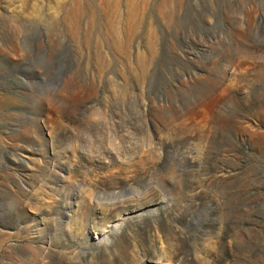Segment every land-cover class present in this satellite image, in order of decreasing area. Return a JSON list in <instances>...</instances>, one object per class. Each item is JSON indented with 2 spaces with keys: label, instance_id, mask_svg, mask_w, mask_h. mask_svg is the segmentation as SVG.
Segmentation results:
<instances>
[{
  "label": "rangeland",
  "instance_id": "1",
  "mask_svg": "<svg viewBox=\"0 0 264 264\" xmlns=\"http://www.w3.org/2000/svg\"><path fill=\"white\" fill-rule=\"evenodd\" d=\"M107 1L0 0V264H264V0Z\"/></svg>",
  "mask_w": 264,
  "mask_h": 264
},
{
  "label": "bare ground",
  "instance_id": "2",
  "mask_svg": "<svg viewBox=\"0 0 264 264\" xmlns=\"http://www.w3.org/2000/svg\"><path fill=\"white\" fill-rule=\"evenodd\" d=\"M102 1V0H101ZM105 2L107 1V0H104ZM114 1L115 2H117L118 0H113V2L112 3H114ZM140 1V0H139ZM138 1V2H139ZM108 2V1H107ZM133 2V1H132ZM144 2V1H143ZM166 2V1H165ZM134 3V2H133ZM118 4V3H117ZM135 4V3H134ZM163 4V3H162ZM136 5V4H135ZM134 5V7H136ZM138 5H139V3H138ZM147 5V4H146ZM161 5V4H160ZM117 6V5H116ZM141 6H142V4H141ZM171 6V5H170ZM129 7V6H128ZM164 7V6H163ZM118 8V7H117ZM116 8V9H117ZM139 8V7H138ZM166 8V7H165ZM174 8V7H173ZM109 9V8H108ZM111 9H114V8H111ZM130 9V8H129ZM146 9V8H145ZM167 9V8H166ZM165 9V10H166ZM105 10V9H104ZM107 10V9H106ZM139 10H140V8H139ZM172 10V9H171ZM119 11V10H118ZM138 11V10H137ZM163 11V10H162ZM103 12V11H102ZM105 12V11H104ZM112 12V11H111ZM135 12V11H134ZM139 12V11H138ZM166 12V11H165ZM141 13V12H140ZM104 14V13H103ZM106 14H107V11H106ZM115 14V13H114ZM127 14H128V12H127ZM139 14V13H138ZM117 15V14H116ZM142 15V14H141ZM168 15V14H167ZM171 15H172V13H171ZM106 16V15H105ZM162 16V15H161ZM169 16V15H168ZM109 17V16H108ZM129 18L131 17V16H128ZM133 17V19H136L135 18V16H132ZM167 17V16H166ZM116 18V17H115ZM143 18V17H142ZM169 18V17H168ZM111 19V18H110ZM106 20V19H105ZM109 20V19H108ZM112 20H113V18H112ZM118 21L120 20V19H117ZM142 20V19H141ZM135 21V20H134ZM134 21H132V23L131 24H133V22ZM140 21V20H139ZM106 22V21H105ZM113 23V22H112ZM119 23V22H118ZM118 23H117V25H118ZM126 23H127V21H126ZM107 24V23H106ZM136 24V23H135ZM103 26H104V24H102ZM109 25V24H108ZM140 25V24H139ZM115 26V25H114ZM129 26H130V23H129ZM134 26V25H133ZM141 26V25H140ZM107 27H111V26H107ZM131 27V26H130ZM111 29V28H110ZM136 29H138V28H136ZM124 30V29H123ZM105 31V30H104ZM125 31V30H124ZM124 31H122V32H124ZM114 32H115V30H114ZM120 32V31H119ZM128 32H130V31H128ZM134 32V31H133ZM127 33V32H126ZM118 34V33H117ZM131 34H133L132 32H131ZM131 36V35H130ZM111 38H112V35L110 36ZM119 37V36H118ZM123 37V36H122ZM118 39V38H117ZM120 39H122V38H120ZM106 40V39H105ZM124 40V39H123ZM122 41V40H121ZM117 43V42H116ZM121 43V42H120ZM123 43V42H122ZM126 43V42H125ZM105 44V43H104ZM107 44H108V42H107ZM115 44V43H114ZM117 47V46H116Z\"/></svg>",
  "mask_w": 264,
  "mask_h": 264
}]
</instances>
